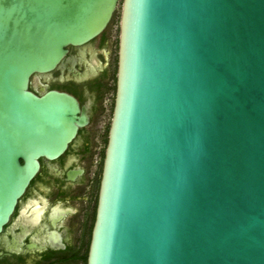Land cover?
<instances>
[{
	"label": "water",
	"instance_id": "obj_1",
	"mask_svg": "<svg viewBox=\"0 0 264 264\" xmlns=\"http://www.w3.org/2000/svg\"><path fill=\"white\" fill-rule=\"evenodd\" d=\"M118 11L87 264H264V0H0V234L89 123L32 78Z\"/></svg>",
	"mask_w": 264,
	"mask_h": 264
},
{
	"label": "flooded vegetation",
	"instance_id": "obj_2",
	"mask_svg": "<svg viewBox=\"0 0 264 264\" xmlns=\"http://www.w3.org/2000/svg\"><path fill=\"white\" fill-rule=\"evenodd\" d=\"M113 20L90 43L68 47L55 71L32 78L30 90L38 95L45 89L74 96L89 123L61 157L40 160L39 173L0 234V264H87L115 102Z\"/></svg>",
	"mask_w": 264,
	"mask_h": 264
},
{
	"label": "rangeland",
	"instance_id": "obj_3",
	"mask_svg": "<svg viewBox=\"0 0 264 264\" xmlns=\"http://www.w3.org/2000/svg\"><path fill=\"white\" fill-rule=\"evenodd\" d=\"M119 17H120V11L117 12V14L115 16V19H114L113 27H112L113 33H114V37H115L116 40H117V36H118ZM113 51H114V54L117 53V48L114 47ZM110 116H111V112L109 111L108 112V116H107V121H106L107 123L106 124L109 123ZM105 127H106V125H103V128H105Z\"/></svg>",
	"mask_w": 264,
	"mask_h": 264
},
{
	"label": "trees",
	"instance_id": "obj_4",
	"mask_svg": "<svg viewBox=\"0 0 264 264\" xmlns=\"http://www.w3.org/2000/svg\"><path fill=\"white\" fill-rule=\"evenodd\" d=\"M115 16H116V14H115ZM115 16H114V19H115ZM113 23H114V20H113ZM116 89V85H115V87H114V90ZM105 142H107V139H105Z\"/></svg>",
	"mask_w": 264,
	"mask_h": 264
}]
</instances>
